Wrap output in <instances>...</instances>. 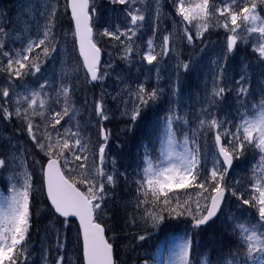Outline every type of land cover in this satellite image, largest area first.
<instances>
[{"label": "snow or ice", "instance_id": "snow-or-ice-1", "mask_svg": "<svg viewBox=\"0 0 264 264\" xmlns=\"http://www.w3.org/2000/svg\"><path fill=\"white\" fill-rule=\"evenodd\" d=\"M112 2L126 5L124 11L126 16L130 17V24L125 30L119 27L115 32L105 29L103 35L123 45L125 53L123 58L128 59L129 54L135 50L134 38L146 19L145 10L135 7L138 0H112ZM139 2L143 3V0ZM155 2L158 20L159 0ZM260 4H264V0H202L195 5L189 3L185 7V0H180L177 14L189 23L193 20L203 21L202 24H197V38L208 30L210 20H218L216 27H222L230 33L226 40V51L221 53L225 61L233 54L238 40L247 43L251 39V34L259 33L258 43L253 45V50L264 60V15L257 13ZM24 7L26 11L28 9L34 11L36 5L29 0V4ZM68 8L71 9V18L74 22V41L79 45L80 53L84 57L87 75L92 81L102 79L97 71L101 50L93 41V29L90 26V20L95 15L91 0H65V11ZM58 10V0H43V8L39 13L45 20L42 26L43 35L38 41L29 40L23 50H16L15 53L5 51L3 42L0 41V57L7 58V63L0 65V71L8 72L10 80L13 76L22 78L29 74L38 81L43 79L39 75L42 72V62H38L39 54L31 59L29 54L35 49L42 48V55L47 59L57 51L59 45L56 42L54 29ZM40 27L37 23L38 31ZM2 32L3 29L0 28V33ZM153 32L155 34L157 29L154 28ZM184 35L188 42L192 43L193 37L187 27ZM171 41L172 34L165 35L161 52L157 53L153 40L149 39L142 61L155 67L154 62H158V56L167 55L171 51ZM216 64L220 72L214 75L212 92L208 97L209 104L198 113L197 126L190 128L187 115H181L176 106L170 105L168 113L162 118L158 134L153 139V148H156L157 141L159 144L156 154L153 155L152 149L143 145L144 154L134 173L137 185L136 206L139 209L147 205L148 194L151 193L152 208H145L141 219L146 223L150 221L154 228L163 223L166 218L165 212L168 218L183 216L191 218V229L184 232L176 245L178 251L172 264H212L208 253H198L195 262L190 258L193 237L202 230V226H206L214 218H219L222 206L226 203V193H231L242 204L256 209L258 219L251 214L244 216L243 213L228 217L236 245L227 253H221L216 264H264V96L259 103L249 107L246 101L250 92L249 87L246 86L248 78L242 74L236 81L238 85L236 93L237 99L245 98L240 105L244 111H238L236 117L232 119L221 118L219 112L213 111V108L225 98V93L230 89L220 86L224 65L219 60ZM182 67L185 71L189 70L188 64H183ZM46 86L51 87L47 80L41 83L37 90L20 96L16 100L13 113L9 110L8 98L12 90V85L9 83L8 87L2 89V95L6 99L0 105V114L4 120L11 119L13 114L23 118L27 122L28 135L36 143V147L47 156L46 165L40 161L35 163L40 164L43 188L51 204L50 210L57 219L64 218L65 227L68 226L69 217L79 219L83 241V264H114L113 245L105 238V229L96 222V215L102 209L108 195L106 185L115 186L117 183L114 159L113 171L108 172L106 169L109 132L103 126L100 127L102 142L98 145L97 163V152L90 140H86L81 135L78 123L75 131L70 127H65L61 131L56 127L65 117H68L67 122L71 123L73 119L71 114L75 112L71 107L70 88L61 83L56 89L55 103H59L63 98L64 107L61 111H54L50 120L45 119V123L51 125V130L44 133L43 140H38L34 128L38 130L39 126L33 124L32 117L43 118L46 110L51 108L49 101L53 98L44 91ZM162 91L159 87L148 91L144 84H139L134 92L129 93L134 107L130 113L125 110L123 114L129 115L131 127H135L138 121L146 118V109L160 99ZM172 95H177L175 87ZM24 104L27 107H23ZM95 113L101 121L109 119L102 100L95 101ZM210 135L214 137L212 144L208 143ZM202 139L203 145L200 143ZM250 149L253 150V159L256 162L251 166L252 174L249 178L251 195L248 199H244L240 189L228 184L226 177L230 174L234 161L244 157ZM257 149L258 158L255 152ZM90 160L92 164L89 168ZM77 161L80 163L76 164ZM70 165L72 167H69ZM7 167H12L13 171L7 177V194L0 189V264H28L31 201L34 192L33 173L28 170L23 154L14 155L9 160L0 159V171ZM76 168L80 169L79 180L71 175ZM119 175L127 178L128 174L121 172ZM78 183L85 185L87 191H81L77 187ZM192 187L199 189L195 193L197 197L195 211L191 208L190 196L183 201L177 197L174 201L173 196L169 194L174 189ZM201 199L204 201L203 204L200 202ZM156 209H159V212ZM132 219L135 222V217ZM138 239L143 241L146 236L140 235ZM65 247L66 238L61 242L60 234L57 232V250L62 253ZM45 260L47 261V253ZM55 264H67L63 254L56 259Z\"/></svg>", "mask_w": 264, "mask_h": 264}, {"label": "rangeland", "instance_id": "rangeland-1", "mask_svg": "<svg viewBox=\"0 0 264 264\" xmlns=\"http://www.w3.org/2000/svg\"><path fill=\"white\" fill-rule=\"evenodd\" d=\"M179 2L180 0H159L160 15L157 20V4L155 0H143V3H140L138 0L135 7L145 10L146 19L142 22L143 26L134 38L135 50L129 54L128 59H124V46L111 37L103 35V32L105 29L115 32L117 27L125 30L129 26L130 17H127L124 11L126 5L114 4L112 0H91V7L95 9V15L92 16L91 21L94 42L105 54V60L101 65L99 74L102 76V79L98 81L101 84V90H99L97 96L99 100L103 101L104 109L109 119L101 121L96 116L95 99L93 96L82 95V106H79L70 95L71 107L75 109V112L71 114L73 119L71 123H68L69 118L65 117L61 121V124L56 127L61 131L65 127H70L75 131L78 123L81 135L86 140H90L94 150L97 152V163L99 161V143L96 137L98 124H111L113 121H120L123 122L122 127L124 129L130 127L132 124L130 117L123 113L125 110L130 113L133 109L134 102L130 98L129 93L134 92L139 84H144L148 91H151L154 87H159L163 90L160 99L155 104H150L149 106V109L156 111V115L151 117L152 123L157 124L155 136L158 134L162 118L168 113L170 105L176 106L181 115H187L190 121V128L197 126L198 113L209 104L208 97L212 92L214 75L220 72L216 64L217 60L224 65L223 78L219 81V84L226 89H230V91L225 93V98L219 101L213 108V111L219 112L221 118L227 117L232 119L236 117L238 111H244L240 105L244 102L245 98L241 97L237 99L236 93L238 87L236 81L240 79L242 74L248 78L246 86L249 87L250 92L246 101L249 107L254 103H259L261 97L264 96V60L260 58L258 52L253 50V45L258 43L259 33L251 34V39L247 43L244 40H238L233 54L225 61L221 53L226 51V40L230 33L226 32L222 27H216L218 20L212 19L209 21L210 26L208 30L204 31L203 35L197 38V24H202L203 21L193 20L191 23L184 21L183 17L177 14ZM200 2L202 0H185V7L189 3L195 5ZM31 3L36 5L34 11L31 9L26 11L24 7V5L29 4V0H0V28L3 29V32L0 33V41L3 42L5 51L15 53L16 50H23L26 48L29 40L38 41L42 37V26L45 20L40 17L39 13L43 8V0H31ZM58 5L59 10L54 29L56 42L59 45L57 51L53 52L47 59L42 55V48L35 49L29 54L30 59L35 58L39 54L38 62H42V72L39 75L43 79L38 81L36 77L29 74L22 78H15L13 76L10 80L8 72L0 71V105L6 99L2 95V89L8 87L9 83H11L12 90L8 100L9 110L13 113L15 112L16 100L20 96L37 90L39 85L44 83L45 80L51 85V87L46 86L44 89L53 98L49 101L51 108L46 110L45 117L43 118L40 116L32 117L33 124L39 126L38 130L34 128L38 140H43L44 133L51 130V125L46 124L45 119L50 120L54 111H61L64 107L63 98H61L59 103H55L56 89L60 87L61 83L70 88L71 81H86V75L77 57L73 30L70 26L67 11H65V0H58ZM257 13L264 15V4L258 6ZM37 23L41 26L39 31ZM185 27L193 34V39L201 43L202 47L195 56L194 53L199 47V43H195L194 41L192 43L185 42L188 49L183 51V38L186 37L184 35ZM154 28L157 29L155 34L153 32ZM216 31L221 35H218L219 33ZM170 33L172 34L171 51L167 55L158 56V62H154L155 67L148 65L146 61H142L143 54L147 51L148 40H153L156 52L160 53L163 37ZM121 39H124V37H121ZM247 45L249 51L251 50L248 54L244 50ZM182 52L190 53L189 58L183 56ZM6 63L7 58L0 57V65ZM183 64L189 65L188 71L183 69ZM186 76L189 78V86L186 85L184 87ZM174 87L177 92L175 96L172 95ZM23 107H27V105L24 104ZM6 123L2 118V114H0V159L9 160L14 155L20 156L23 154V159L28 165V170L33 173L34 188V181H39V179H36L35 173L37 172L39 175L41 169L40 164L35 163L40 160L34 156L33 152L35 150L37 156L40 158L42 155L45 158L47 156L36 147V143L28 135L27 122L23 118H18L13 114L7 127L5 126ZM180 135L182 136L183 133L181 132ZM210 137L211 135L208 138V143L212 144ZM108 142L110 144L106 149V169L108 172H112V167L108 166V163L111 164V158L108 157L111 156L109 151V146L111 145L110 133ZM200 143L203 145L204 140L202 139ZM155 154L156 149L153 151V155ZM4 155H6L5 158ZM79 163V161L76 162V164ZM91 164L92 161L90 160L88 162L89 168ZM69 167L72 166L70 165ZM16 170L18 171L19 169ZM12 171V167H7L0 171V189H3L5 194H7L8 189L7 177ZM136 171L137 169L128 172L127 178L117 173L116 185H106L108 195L102 205V209L96 216L103 222L109 220L108 208L114 205L121 206V202L124 201V207L128 212L127 216L131 219L135 217V227L138 231L136 234L137 242L135 244L141 249L140 252L143 258L141 264L145 262L148 264L149 252L152 258L151 264H172L176 259V252L178 251L176 245L180 242V238L183 237L184 232L191 229V218L187 216L168 218L165 212V220L159 227L155 228L152 227L150 221L146 223L144 219H141L145 208H152L150 203L151 193L149 192L148 194L149 203L137 209V185L135 184L136 176L134 175ZM65 172L67 173V169H65ZM71 175L79 180L80 169L76 168ZM250 177H244V173L242 171L239 172V167L234 166L226 177V181L228 184L238 187L240 193L243 194V198L248 199L251 195V189L248 186V182L250 185ZM120 180L122 184H120ZM77 187L82 191H87L86 186L83 184L78 183ZM198 191L199 189L192 187L174 189L169 194L173 196L174 201L177 197L183 201L190 196L191 208L195 211V201L197 199L195 193ZM226 198L223 212L216 220L219 224L216 225L218 229L223 230L225 233L227 231L231 232L228 220L229 216H239L243 213L244 216L251 214L258 219L256 209L242 204L231 193H227ZM200 202L201 204L204 203L202 199ZM156 211L159 212V209H156ZM246 212H248V215ZM40 213H42L41 209ZM106 222L109 226L110 221ZM224 224L227 226L225 228L227 231L223 229ZM57 232L60 234L61 242H64L66 238V247L62 253L56 248ZM140 235H145L146 239L143 241L139 240L138 237ZM164 239L167 240L169 247L167 260H164L163 253L161 252ZM28 247L30 249L28 264H55L56 259L61 254L66 258L67 264H80L81 247L75 226L68 222V226L65 227V223L55 218L53 214L51 217L47 216L41 221L40 229L37 230L34 239H31V236L28 238ZM45 253H47V261L45 260ZM197 254H193L192 260L194 262L197 260Z\"/></svg>", "mask_w": 264, "mask_h": 264}, {"label": "trees", "instance_id": "trees-1", "mask_svg": "<svg viewBox=\"0 0 264 264\" xmlns=\"http://www.w3.org/2000/svg\"><path fill=\"white\" fill-rule=\"evenodd\" d=\"M189 34L192 35L191 32H189ZM218 35L221 34L219 33ZM183 41V51H186L188 46L185 45V42H189L186 37H184ZM193 41L195 43H199V47L194 53L195 56L202 46L199 41L195 39H193ZM183 56L189 58L190 53H183ZM188 82L189 78L186 76L184 87H186V85L189 86ZM99 90H101V84H99V82H97L95 85H91L87 80H79L78 82L71 81L70 95L75 99L79 106H82V95L93 96L95 101H97L99 100L97 96ZM5 121L7 122L5 124L7 127L10 123V119ZM121 124L122 123L120 121H113L111 124H104V128L109 130L112 140L114 139L112 161L111 164H108V166L113 167L114 159L115 170H117L119 173H128L137 169V164L141 161L142 155L144 154L143 145H147L150 149H153V139L155 138L153 134L155 133V125H151L152 120L149 112H147L145 119L137 122L135 127L120 129ZM33 153L37 159H39L41 162H44V158L42 160V156L41 158L37 156L35 150ZM255 162L256 160L253 159V150L250 149L245 153L244 157L239 159L238 162L234 164V166H238L239 172L242 171V173L249 176L252 174L251 166ZM247 176L244 175V177ZM37 179H39V181H34V195L32 196L31 201V230L29 234V238L31 236V239L36 237L37 230H39L41 226V221L47 216H52V213L48 208L43 195L41 179L39 177ZM120 184H122L121 180ZM124 206V201H122L121 206L114 205L109 207V220H105V222L101 220L100 223L106 230L108 242L113 245L114 264H141L143 260L142 254L140 252L141 249L135 244V242H137L136 234L138 231L136 230L137 228L135 227V222H133V219L127 216L128 212ZM40 209L42 210V213H40ZM106 221H110L109 226L107 225ZM69 223L74 225L73 222ZM216 225L219 224L217 222L208 224L202 230L198 231V233L193 237V246L190 252L192 256L194 253H208L212 260V264H216L218 256L221 253H227L230 248L235 247L236 240L233 238L232 233H229L225 229L227 226L224 224L223 229L227 231V233H225L223 230L218 229ZM151 260L152 258L149 252L147 260L148 264H151ZM144 264H146V262Z\"/></svg>", "mask_w": 264, "mask_h": 264}, {"label": "water", "instance_id": "water-1", "mask_svg": "<svg viewBox=\"0 0 264 264\" xmlns=\"http://www.w3.org/2000/svg\"><path fill=\"white\" fill-rule=\"evenodd\" d=\"M68 11H69L70 19H71V22H72V24H73V28H74V22L72 21V18H71V9L68 8ZM76 47H77L78 56H79V58H80V60H81V62H82L83 69H84L85 73L87 74V69L84 67V57L81 55L80 50H79V45H78L77 43H76ZM99 64H100V61H99ZM99 64L97 65V71H98ZM87 76H88V78H89V81H90L92 84H95L96 81H92L91 78H90V76H89V75H87ZM46 164H47V163H46ZM46 164H45V165H46ZM45 194H46V197H47L46 190H45ZM47 200H48V199H47ZM48 203H49V205H50V207H51L50 201H48ZM60 218L64 219L63 217H60ZM68 219H72V220H74V221L76 222V224H77V226H78V229H79V233H80L79 219L76 218V217H69ZM80 239H81V245H82V256H83V241H82V235H81V234H80Z\"/></svg>", "mask_w": 264, "mask_h": 264}]
</instances>
